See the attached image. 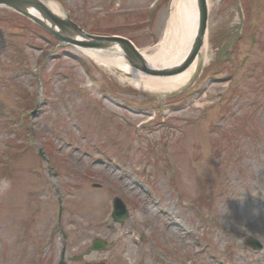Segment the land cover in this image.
I'll return each instance as SVG.
<instances>
[{
	"label": "rangeland",
	"instance_id": "374dc122",
	"mask_svg": "<svg viewBox=\"0 0 264 264\" xmlns=\"http://www.w3.org/2000/svg\"><path fill=\"white\" fill-rule=\"evenodd\" d=\"M48 1L87 34L120 33L155 60H169L161 56L173 55L169 46L180 41L173 25L166 30L172 0ZM206 4L202 64L191 84L172 91L139 90L79 49L55 42L22 16L0 8V44L8 37L24 54L17 62L0 50V234L9 247L32 214L25 203L29 189L36 190L40 232L51 221L54 230L39 263L57 260L61 231L55 230L53 189L61 198L60 227L70 237L68 252H81L94 236L110 238L112 223L101 222L107 204L101 207L98 201L107 200L103 188L110 196H127L136 221L128 227L136 231L114 225L119 254H91L84 261L264 264V216L242 213L252 205L264 209V0ZM20 116L22 124L26 116L36 147L44 150L49 172L33 150L20 151ZM139 121L147 124L138 128ZM5 182L10 186L5 188ZM93 183L103 187L98 190ZM48 188L52 198L47 199ZM159 206L181 227L158 215ZM234 212L244 217L238 220ZM129 230L142 235L135 263L138 241H123ZM246 239L260 248L249 252ZM123 246L130 247L128 254ZM30 254L15 262L2 253L0 264H26Z\"/></svg>",
	"mask_w": 264,
	"mask_h": 264
},
{
	"label": "bare ground",
	"instance_id": "6f19581e",
	"mask_svg": "<svg viewBox=\"0 0 264 264\" xmlns=\"http://www.w3.org/2000/svg\"><path fill=\"white\" fill-rule=\"evenodd\" d=\"M45 5L52 11V12H59L58 7L51 3L50 1H45ZM174 6L176 9L181 11L182 16V23H181V30L185 38V43L187 41V44L185 45V50L187 49L189 42L193 36L194 33V23H195V2L194 0H174ZM80 51L84 53L86 56H88L91 60H93L97 65L105 67V68H119L122 71H129V69L125 66L123 61L121 59L115 57L113 54H111L109 51H105L103 49L99 48H80ZM182 50V49H181ZM180 50V51H181ZM185 50L181 53L180 56H175L171 62H177L182 55L184 54ZM149 62L151 65L154 66H161L160 61L155 59H150ZM170 62V63H171ZM169 64V63H168ZM195 65L190 66L188 69L183 71L182 73L169 77V78H149L145 76H132L131 81L138 85L141 88H158L161 89V87L165 88H171V87H177L178 85H181L182 83H185L186 79L189 78V76L194 71ZM133 74V73H132ZM242 205H238L236 211L239 213ZM236 215V219L241 220L240 218H243L244 216H247L248 218H255L264 216V209L263 208H257L256 206H251L246 212L244 209L242 211L243 215H240L236 212H234ZM240 217V218H239ZM172 224H175L176 222L173 220H170ZM235 231L240 232L239 230L235 229ZM247 235H250V233L247 231Z\"/></svg>",
	"mask_w": 264,
	"mask_h": 264
},
{
	"label": "water",
	"instance_id": "95a60500",
	"mask_svg": "<svg viewBox=\"0 0 264 264\" xmlns=\"http://www.w3.org/2000/svg\"><path fill=\"white\" fill-rule=\"evenodd\" d=\"M0 5H4L7 7H10L18 12H21L25 15H28L26 12V6H30L33 7L35 9L38 10L39 14L47 19L51 25H56L59 29L62 30V33L66 32L70 33L72 32V30L74 29L75 32L77 33H81L69 20L67 17L63 18H56V17H51L49 15L48 10H46V8L43 6V4L41 2H39L38 0H0ZM199 12H200V17H199V31H198V35L195 37V43L193 45V49L192 52L189 56V58L187 59L186 63L184 65H186L194 56V54L197 51V48L200 46L201 43V37H202V32L204 30V21H205V16H204V6L202 4L201 1V5L199 4ZM31 17V16H30ZM33 18V17H31ZM36 21H40L37 18H33ZM69 31V32H68ZM50 32L53 35H58L56 32H53L50 30ZM118 43H119V47L122 48V50L125 52L126 54V59L128 61V63L132 66L137 65L136 62L140 63V68H143V64L142 61L140 60L141 58L139 57V55L136 53V51L132 48L131 44H129L127 41L125 40H118L115 39ZM91 46H105V44H101V43H91Z\"/></svg>",
	"mask_w": 264,
	"mask_h": 264
},
{
	"label": "clouds",
	"instance_id": "9594fccd",
	"mask_svg": "<svg viewBox=\"0 0 264 264\" xmlns=\"http://www.w3.org/2000/svg\"><path fill=\"white\" fill-rule=\"evenodd\" d=\"M9 186H10L9 182H5L4 187L7 188ZM241 243H243V240L241 241Z\"/></svg>",
	"mask_w": 264,
	"mask_h": 264
}]
</instances>
